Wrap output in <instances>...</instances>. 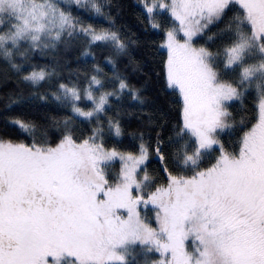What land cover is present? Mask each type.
<instances>
[{"label":"snow or ice","instance_id":"6c2138e0","mask_svg":"<svg viewBox=\"0 0 264 264\" xmlns=\"http://www.w3.org/2000/svg\"><path fill=\"white\" fill-rule=\"evenodd\" d=\"M128 7L0 0V264H264V0Z\"/></svg>","mask_w":264,"mask_h":264},{"label":"trees","instance_id":"16d2710c","mask_svg":"<svg viewBox=\"0 0 264 264\" xmlns=\"http://www.w3.org/2000/svg\"><path fill=\"white\" fill-rule=\"evenodd\" d=\"M118 2L125 6V22L132 28L134 32H136L137 35H140L143 39L141 26L136 19V13L139 11V9H132L128 7L129 5H135L136 0H118ZM149 95H153V93L150 91ZM157 102L161 105L164 104L162 97L158 98Z\"/></svg>","mask_w":264,"mask_h":264}]
</instances>
